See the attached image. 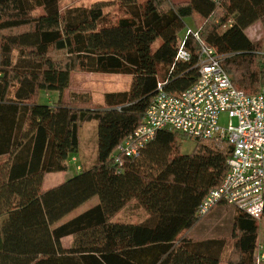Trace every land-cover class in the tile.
<instances>
[{"label":"trees","instance_id":"1","mask_svg":"<svg viewBox=\"0 0 264 264\" xmlns=\"http://www.w3.org/2000/svg\"><path fill=\"white\" fill-rule=\"evenodd\" d=\"M115 2L125 14L117 21L104 14L103 2L62 12L60 0H0V264L223 262L227 242L218 231L203 240L189 232L204 225L199 206L226 177L231 145L199 139L184 156L183 137L165 129L122 166L112 156L142 124L160 83L181 94L197 80L194 32L226 57L237 89L261 92L264 53L245 31L264 24V0ZM196 18L201 24L194 21L184 39L192 60L179 61L171 43ZM74 72L133 80L128 91L107 93L102 108L92 107L89 95L39 103L42 92L68 89ZM90 121L98 122L97 163L45 189L47 175L68 171L80 128ZM95 197L96 205L62 222ZM134 200L148 219L114 222ZM232 219L235 246L227 264H257L258 221L239 210ZM66 237L74 238L71 249L62 246Z\"/></svg>","mask_w":264,"mask_h":264},{"label":"built area","instance_id":"2","mask_svg":"<svg viewBox=\"0 0 264 264\" xmlns=\"http://www.w3.org/2000/svg\"><path fill=\"white\" fill-rule=\"evenodd\" d=\"M194 37L200 49L195 65L197 80L181 94L168 93L164 83H160L142 124L118 146L112 157L122 166L124 158L139 157L156 134L165 129L192 140L226 141L233 147L228 159L229 171L221 185L202 201L197 216L203 219L224 205L261 220L264 213V86L256 95L237 89L224 69L226 57L206 45L198 32H194ZM177 59L192 60L185 40L177 50ZM223 114L229 117L227 127L220 124ZM76 169L81 170L78 165ZM257 251L256 263L261 264L264 252L261 248Z\"/></svg>","mask_w":264,"mask_h":264},{"label":"rangeland","instance_id":"3","mask_svg":"<svg viewBox=\"0 0 264 264\" xmlns=\"http://www.w3.org/2000/svg\"><path fill=\"white\" fill-rule=\"evenodd\" d=\"M145 0H139V2H144ZM187 0H176V2L183 3ZM103 2L107 5L106 9L104 10V14L108 15L114 21H117L119 18L125 16L123 13V9L115 2V0H60V9L62 12L69 8L74 7H90L95 3ZM193 21L190 22L189 19L186 20V24L188 28L184 30L172 43V47L174 49H178L181 45V42L187 36L189 30L195 31L193 23L196 21V24H201L199 18L192 19ZM220 20L216 21L218 25ZM224 29L225 27L222 26ZM221 27V28H222ZM245 34L247 35L248 39L255 44L259 45V51L264 53V24L261 22L255 23L253 26L249 27ZM160 44L158 41L154 45V49ZM133 77L129 75H118V74H90L85 72H74L71 74V81L70 86L64 92H42L39 97V103L50 105L55 102H59L62 100L65 103H69L74 100V97L77 96H84L89 95L91 97L90 105L95 108H102L105 106V95L107 93H117V92H125L128 91L131 87ZM80 100V99H79ZM79 100H77L79 102ZM77 103V102H76ZM78 106L84 105V102L80 101ZM222 127H227L229 124V117L227 114H223L221 117L220 122ZM181 149L180 152L182 155H190L194 152L197 141L192 140L190 138L185 137V135L181 134ZM79 138H80V147L79 153L77 156H73L72 160L69 162V169L67 172L62 173L61 175H52L45 177V189H50V187H54L60 185L61 183L65 182L67 179L71 178L75 172L78 170L76 166H82L83 168L91 167L95 163H97V156H98V122L97 121H90L84 123L79 131ZM214 142L221 145L223 148L226 147L228 144L226 141H217ZM75 160V161H74ZM98 203V198L95 197L84 204L81 208H79L76 212L72 213L70 216L66 217L62 222L65 220L72 218V216L96 205ZM237 210L231 207H224L222 210L220 208H216L210 216L206 219L202 220L204 224L202 227L208 232L203 231L204 229L198 228L197 235L191 234L196 236L198 239L200 237L199 234H202L205 238L211 237V232L214 235L217 233L220 234L221 238L226 240V249L223 255V264H227V261L230 260L232 253L234 251V240L232 239V228H233V220L234 216L236 215ZM145 216V210L138 204L137 201H131L121 212H119L115 218L113 219L114 222L122 223V222H139ZM259 227H260V234L257 246L258 248L261 247L262 252H264V219L258 220ZM206 224V225H205ZM71 240H68V243ZM70 243V242H69ZM258 252V251H257ZM256 252V253H257ZM264 264V261L263 263Z\"/></svg>","mask_w":264,"mask_h":264},{"label":"crops","instance_id":"4","mask_svg":"<svg viewBox=\"0 0 264 264\" xmlns=\"http://www.w3.org/2000/svg\"><path fill=\"white\" fill-rule=\"evenodd\" d=\"M76 173V172H75ZM74 173V174H75ZM62 173H57V174H49V175H47L46 177H48V176H52V175H61ZM73 174V175H74ZM44 184H45V181H44ZM55 187V186H54ZM50 188H53V187H50ZM219 208H220V210H222V207H226V206H224V205H221V206H218ZM217 207V208H218ZM91 208V207H90ZM89 209V208H88ZM88 209H86V210H88ZM86 210H84V211H82V212H80V213H83V212H85ZM80 213H78V214H80ZM78 214H76V215H78ZM212 214V213H211ZM75 216V215H74ZM209 216V215H208ZM207 216V217H208ZM73 217V216H72ZM148 217H149V215H148V213H146L145 212V216H143V218H141L142 220H140L139 222H122V223H126V224H140V223H142V222H144L146 219H148ZM207 217H205V218H203L202 220H204V219H206ZM206 225V224H205ZM204 227V226H203ZM203 227H200V229L202 230V229H204ZM203 231H205V232H208V230H206V229H204ZM196 232H198L199 233V231H198V229H196L195 231H193V232H189V235L190 236H192L193 238H195V239H197V240H203V239H205V237L202 235V234H199L198 236L200 237V239H198L196 236H193V235H191V234H194V235H197L198 233H196ZM68 240H71V241H69L68 243H66ZM62 246L65 248V249H71L72 247H73V244H74V238L73 237H66V238H64V239H62ZM261 248V247H260ZM221 264H223V263H221Z\"/></svg>","mask_w":264,"mask_h":264},{"label":"bare ground","instance_id":"5","mask_svg":"<svg viewBox=\"0 0 264 264\" xmlns=\"http://www.w3.org/2000/svg\"><path fill=\"white\" fill-rule=\"evenodd\" d=\"M226 244V243H225Z\"/></svg>","mask_w":264,"mask_h":264}]
</instances>
